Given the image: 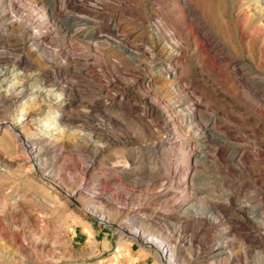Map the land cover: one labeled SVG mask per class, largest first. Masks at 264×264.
<instances>
[{
	"label": "rangeland",
	"instance_id": "374dc122",
	"mask_svg": "<svg viewBox=\"0 0 264 264\" xmlns=\"http://www.w3.org/2000/svg\"><path fill=\"white\" fill-rule=\"evenodd\" d=\"M240 1L190 0L222 41V28L240 9ZM16 2L19 20H0V154L10 160V171L0 176V264H216L206 255L219 240L220 229L234 244L235 258L229 264H256L264 254L255 244L264 242L257 231L264 235V226L258 221L242 227L244 216L232 203L257 194L264 208V163H258L264 136L246 126L238 113L235 120L224 114L222 95L230 89L237 93L238 84L230 80L221 52H209L187 21L180 1L71 0L66 9L60 8V0ZM37 17L42 21L38 27L32 24ZM160 22L174 28L173 37L182 40L183 50L172 48L167 31L156 32ZM71 23L95 35L71 37L66 30ZM118 25L117 33L113 28ZM29 28L42 34L53 59L28 48ZM171 64L172 71L165 74L163 69ZM14 66L20 73L16 79L5 73ZM11 81L26 83L24 95L6 96ZM212 81L214 94L208 87ZM177 83L181 93L173 94ZM39 87L45 92L40 94ZM60 94L63 107L52 102ZM196 100L206 113L225 120L223 129L245 152L248 171L227 168L225 158L213 152L231 148L222 139H210L213 152L199 166L195 181L187 180L185 169L192 168L200 141L179 127L180 115L172 110L170 119L185 142L178 148L184 173L176 174L173 151L160 146L169 133L156 126L152 113L156 107L167 110L174 101L189 105ZM146 109L148 115L139 121L137 115ZM22 112L30 118L23 133L39 148L37 167L23 142L5 132ZM77 188L73 198L63 192ZM185 200L197 216L182 212ZM213 203L222 209L218 230L202 221ZM93 208L116 224L100 221ZM120 226L126 233L140 230L154 239L149 234L154 232L170 240L174 258H162L155 246L123 233ZM191 238L193 245L188 243Z\"/></svg>",
	"mask_w": 264,
	"mask_h": 264
},
{
	"label": "bare ground",
	"instance_id": "6f19581e",
	"mask_svg": "<svg viewBox=\"0 0 264 264\" xmlns=\"http://www.w3.org/2000/svg\"><path fill=\"white\" fill-rule=\"evenodd\" d=\"M14 1H10L11 3H9L7 6L6 5L4 6L3 4H5L6 0H1L3 7H0V20L5 19L8 24H15L17 20H19L17 17L18 14L16 12L18 5L16 0ZM53 1L56 0H49V2H53ZM70 1L71 0H60V8L66 9ZM179 1L182 4V7L187 12V21H189L193 25V27L198 31V35L201 36V38L205 41L208 51L221 52L222 55L221 60L224 58L227 61V63L225 62L226 70H231V72L227 73L229 75L230 80L232 81V79H234L238 84L236 88V90H238L237 93L233 91L234 89H230L228 91V94L226 93L222 95L221 101L224 103L223 105L225 107L224 114L228 116L229 120H235L236 119L235 114L238 113V115L242 117V122L246 126L252 127L256 131H258L259 134L264 136V120H263L264 117V0H246L245 2L243 1L244 3H242L241 0L239 2L241 5L240 9L238 11L235 10L236 13L230 11L232 13L230 14L229 18L227 15L228 20L226 18L227 21L225 22L224 28H222L224 32L220 31L222 32L221 34H223L224 37L223 41L216 35L212 26L208 23V21L200 13V11L193 5V3L190 2V0H179ZM41 23H42L41 18L37 17L34 23L32 24H34L35 26L37 25L38 27ZM184 24L185 22L182 21L179 22V26H183ZM155 27L157 33L167 31V37L172 38L174 40L171 42L172 48H177L178 50H181L183 48L182 40L181 39L177 40L176 39L177 36H175V38L173 37V35L176 32L174 31V28L167 27V24L163 22L157 23ZM83 29H84L83 27L75 23H71L66 28L67 32L71 34V37H75V38H77L78 35L86 34V32ZM113 30L114 32L118 33V31L120 30L119 25L116 27L114 26ZM26 34H25V38L27 40V46L30 50L36 53H43L44 55H47V57H49L50 59H53L54 56L52 54V51L50 50L49 46L45 43V40L42 39L41 36L42 34L40 32L34 33V31L32 32V30L29 28L27 29ZM86 35L94 36L95 32L90 31L87 32ZM193 39H194L193 43L197 46L196 54H199L200 49L198 47L197 37ZM62 51L64 53V48L62 49ZM239 55L249 58L251 60V63L246 60L240 59L241 57L239 58ZM69 57H70V53L67 52V54L64 55V59L67 60ZM216 57H218V54H216ZM195 58L197 61H199L201 57L196 56ZM16 67L14 66L12 69L10 68L5 73L8 74L13 79H16V77L20 75V73H15ZM172 67L173 65L171 64L168 68H164L163 72L169 74L172 71ZM174 76L177 79L178 74L175 73ZM115 81H116L115 79H112L110 85L114 86ZM215 86L216 84L213 81L208 86L210 88L211 93L213 94L216 93L217 90ZM181 88L182 86L180 85V83L173 84V88L171 89V92L173 94H178L180 91L181 93L180 90ZM26 91H27V87L24 81L22 82L11 81V83H9L5 88L6 96L10 95V96L18 97L22 94L24 95ZM38 92L42 94L45 92V90L39 87ZM238 100H240L241 103L238 102ZM108 101L110 100L108 99ZM52 102L56 104L58 107H63L64 105L63 95L61 94L58 95L56 98L52 100ZM154 103L157 104L156 102ZM200 103H201L200 100H196L193 103H190L189 105L188 104L183 105L181 103L174 101L172 102L171 105L168 104L166 105L168 107L167 110L160 111L159 108L156 107L157 109L155 110L154 113H152L153 114L152 116L154 118L153 122L157 124L156 126L167 130L169 133V138L166 137L167 141L162 142L160 146H162L164 150L168 149L173 151L172 156L171 157L168 156V157H170V159L173 158V160L177 165L176 174L177 173L179 174L180 172L184 173V169H182L181 164H179L178 161L181 158V152L178 150V148L180 146H183L185 142L184 140L178 138L179 135H178L177 124L170 119V113L172 110H175L180 115L181 122H179L180 123L179 127H181L182 129H187L190 136H193V138L200 141V146L198 148L197 155L195 156L192 162V168L188 166L185 169V176L187 177V180H190L191 182L195 181L196 176L199 173L198 171L200 170L198 169L199 166L202 163H204V161H206L210 157V154L213 152L212 150H210L208 146L210 139L213 140L222 139L223 144L225 142L227 143L229 148H231L228 151H224V150L222 151V149H218V150L216 149V151L213 152L215 155L221 158H225V162H226L225 165L227 164L226 165L227 168L237 167L242 171H248L244 159L245 152L241 151L238 148L239 143L237 139L232 138L224 131L223 129L224 127L222 125L223 124L222 120L224 119L222 118V116H217L215 113H211V114L206 113L201 108ZM172 106L174 107L172 108ZM164 111H166V113ZM148 112L149 111L146 109L144 113L141 112L139 115H137L139 121L140 120L142 121L143 117L148 115ZM20 116L21 117L19 119L15 121L12 120V122H9L8 124L9 129L8 128L5 129V132L10 130L11 133L16 138H18L20 141L23 142V144L26 147L25 149L32 156L31 157L32 166L37 167L40 163L38 159L40 158L38 157L39 156L38 145L37 143L31 141L30 139L31 137L28 134L27 135L30 138L27 135L25 136L23 133V129L28 119L30 118L28 117L29 115L27 112L24 113L22 112V115ZM101 131H103V129ZM258 156L259 157L261 156L263 158L262 160L260 159L258 163L259 162H261L260 164L264 163V153L259 152ZM8 164H10V160L5 156H3L2 154H0V176H3L10 171ZM53 185L58 186L57 184H53ZM63 192H65L70 198H73L75 195L79 193V189L77 188L73 192H69L67 190H64ZM256 198H258L257 194L252 195L249 198L243 197L240 201H236L235 203H232L235 210L244 216V219L241 220L243 226L242 225L241 226L246 229H247L245 224L246 222L253 223L259 221L264 226V211H263L264 208L261 203H257ZM188 203L189 201L187 200L182 201L181 203L183 206L182 212L183 213L190 212L193 213L192 215L197 216L196 210L193 209V206H187ZM93 209L94 210H90V211L100 221H105L112 225L116 224L115 222H110L107 219L106 215L103 214L98 209L95 208ZM220 211H222V209L218 208V205L213 203L212 211L205 214L204 217L202 216L203 218L202 221L209 224L210 226L209 229L212 230L215 228L217 229V227L221 225V222H223L219 215ZM120 229L123 231V228L121 226ZM123 233L127 235H131L132 237H134L136 240H138L143 244H146L151 247L155 246L158 249L162 258H165L167 260L174 258L173 247L171 246V242H169L170 240L167 241L166 239L159 238L160 236L158 237L157 235L154 234V232L149 233L154 239H151L150 237H149L150 239H148L147 235H145L140 230H136L135 232H131V233L129 232L126 233L123 231ZM218 233L220 236L219 240L212 246L211 251L209 252L208 255H206V257L211 261L213 260V263L216 264H218L220 261L229 264L230 261H232L235 258L233 241L227 240L228 239L227 232H225L224 230L220 229L218 230ZM257 233L261 238L264 237V235L261 234L259 231H257ZM188 243L189 245H193L194 239L193 238L189 239ZM255 244L257 248L262 250L264 249V242H261L260 239L256 241ZM261 254L262 256H260V259L256 264H264V254L263 252Z\"/></svg>",
	"mask_w": 264,
	"mask_h": 264
}]
</instances>
